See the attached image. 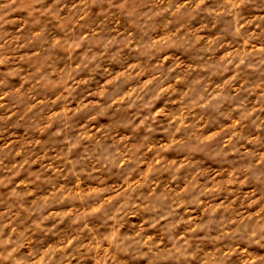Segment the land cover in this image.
<instances>
[{"label": "clouds", "instance_id": "obj_1", "mask_svg": "<svg viewBox=\"0 0 264 264\" xmlns=\"http://www.w3.org/2000/svg\"><path fill=\"white\" fill-rule=\"evenodd\" d=\"M18 9L23 31L5 27ZM0 96V264H36L49 242L42 264H264V0H0ZM169 149L183 171L168 167ZM208 161L235 187L205 193ZM201 196L189 224L176 209Z\"/></svg>", "mask_w": 264, "mask_h": 264}, {"label": "rangeland", "instance_id": "obj_2", "mask_svg": "<svg viewBox=\"0 0 264 264\" xmlns=\"http://www.w3.org/2000/svg\"><path fill=\"white\" fill-rule=\"evenodd\" d=\"M96 9L93 8V11H95ZM11 15V22L6 25L5 27L8 28V29H17L19 31H23V27H20L21 25H23V18L25 17L26 15V12L24 9H18L16 12H13L10 14ZM201 39H203V37H201ZM257 50H259V46L257 45ZM249 52H251V49H248ZM233 55V51L231 49H229L228 51H224V50H221L219 53H218V56H219V59L220 60H224L226 58H229ZM168 59L169 58H164L163 60V63H167L168 62ZM187 59V58H185ZM189 64H191V61H187ZM230 67V66H229ZM136 70V65L135 63L133 64H130L129 67H128V71L129 72H133ZM202 71H204L205 69H201ZM123 73H118L117 75H122ZM231 73L230 72H227L225 71L224 72V75L223 76H220V75H217L215 72H213V75L210 77V80H211V86H214V87H221L223 84H227L229 81L226 79L228 76H230ZM136 76L140 79V81L142 82L140 87L141 88H146L148 87L150 84H151V80L147 77V74L143 71H136ZM81 78H84L83 77V74H81V77H77L78 80H80ZM84 82L87 83L86 81V78H84ZM109 82H103L102 85H101V90L99 92H94L92 96H89L88 97V100H86L84 103H85V106H87L88 102L91 101L93 104H98L99 100L103 99V96H104V91L103 89L105 87H107ZM242 83V82H241ZM136 92V86L133 85L132 88L125 93V96L122 97L121 99V102H123V99L127 98V97H130L132 95H134ZM4 99H6V97H3V96H0V102H2ZM57 102L56 98H53V103L55 104ZM158 103H163L162 101H159ZM2 103H0V107H2ZM72 110L73 113H75V116H74V119L76 117H79L81 115V106L80 104L76 103V102H73L72 105L69 106ZM58 112H66L68 111V109H64V108H60L57 110ZM157 115H159V113H157ZM233 124H235L236 122L233 121L232 122ZM226 127H227V124H226ZM219 132L218 130H214L212 133H210L209 135L210 136H214V135H218ZM129 139H131V137H129ZM149 153H151L152 151V148L151 146L149 147L148 149ZM199 155V154H198ZM230 155H235L234 153L233 154H230ZM166 158H167V161H168V167L169 168H172V167H175L176 170L178 172L180 171H183L184 170V161H183V158L180 157L179 159L177 158V154L176 153H173L171 152V150H167L166 151ZM17 159H19V156H17ZM208 164L211 165L210 168H207V165L205 166V171L202 173V175H208L209 172L211 173V175L209 176V184H208V187L205 189V193L209 192V191H216V192H221L223 191V188L225 186H228V187H235V185L233 184V182L231 181V179L229 178L230 175H231V171L229 170L228 172H225L221 167L220 165H217V164H212L211 161H208L207 162ZM33 167H38V165L34 164ZM141 167L142 168H145V171L143 173V175L146 177V176H149L152 174V168L151 166H145L144 164H141ZM224 168H228V165H224ZM167 172H164L163 173V176L166 177L167 176ZM24 176V173H21L19 176H17L15 179L17 181L21 180ZM195 178V177H194ZM199 182H202V181H198ZM21 187L23 185H20ZM162 185L160 183H157L155 185V189H161ZM241 189H246L247 188V185L245 184H241L240 185ZM163 191L165 192H168V193H174L175 196L177 197H181L185 194L186 192V185L184 184H181L179 187H175L173 184H165L163 186ZM7 194V188H0V198H2L4 195ZM247 193H245L246 195ZM33 193L29 192V199H31ZM120 195L119 191H116V192H113L112 195H109L106 197L107 201L110 203L112 200L118 198ZM227 195L231 196L232 193L231 192H228ZM44 199H47V197L45 196ZM205 199L204 196H201L200 197V200H201V205L200 206H197L195 204L189 206L187 208V210H185V207H184V204H183V201H181V204L180 206L176 209L178 212L180 211H183L185 213V217L188 221L189 224H192L194 220L198 219L199 216H203L204 215V212H205V208L203 207V200ZM103 203V202H102ZM224 203V197L223 195L221 196H218L216 201H215V210H219L222 206V204ZM233 203L235 204L236 201H233ZM247 207L249 209V215L253 214L254 212L259 214V209L256 207V204L255 202H249L247 204ZM56 216L58 219H61V221H65L67 220V218L69 216L72 215V212L73 210L71 208H65L63 206H54L53 208ZM99 209L97 207H93L90 211L91 213H95L97 212ZM87 211V210H85ZM129 219L133 222V226L136 225V222L138 220V217L137 216H131L129 217ZM140 225L142 226L145 221H139ZM63 226V225H62ZM196 229V225L193 224V231H195ZM150 233H154V229H149L148 230ZM154 238L153 235H149L147 237V239H152ZM57 247V245H55L54 243L52 242H49L48 246L41 252V258L40 260H38L36 262V264H42V261H43V257L44 255L49 252V251H53L55 250ZM83 264H94L93 261H84ZM253 264H255V261H253Z\"/></svg>", "mask_w": 264, "mask_h": 264}]
</instances>
